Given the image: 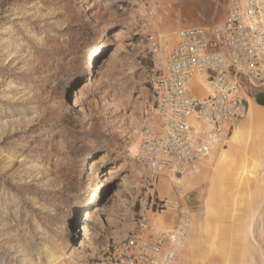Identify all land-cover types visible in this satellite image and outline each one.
I'll return each instance as SVG.
<instances>
[{
  "label": "rangeland",
  "instance_id": "1",
  "mask_svg": "<svg viewBox=\"0 0 264 264\" xmlns=\"http://www.w3.org/2000/svg\"><path fill=\"white\" fill-rule=\"evenodd\" d=\"M226 5L0 0V264L107 263L105 247L132 230L143 189L144 166L134 158L141 129L161 122L146 83L149 34L212 26ZM261 83L264 70L254 84L241 83L239 96ZM246 103L233 127L241 143L224 161L227 139L210 147L190 180L159 175L156 190L182 187L192 212L175 264H264V107ZM83 209L91 212L90 233L76 247Z\"/></svg>",
  "mask_w": 264,
  "mask_h": 264
},
{
  "label": "built area",
  "instance_id": "2",
  "mask_svg": "<svg viewBox=\"0 0 264 264\" xmlns=\"http://www.w3.org/2000/svg\"><path fill=\"white\" fill-rule=\"evenodd\" d=\"M148 41L154 63L146 83L161 122L141 129L134 158L144 166V185L133 228L105 247L106 264L176 262L192 212L180 192L174 198L157 193L158 176L181 174L213 143L224 142L245 114L238 87L254 84L264 70V0H227L218 23L151 33Z\"/></svg>",
  "mask_w": 264,
  "mask_h": 264
},
{
  "label": "bare ground",
  "instance_id": "3",
  "mask_svg": "<svg viewBox=\"0 0 264 264\" xmlns=\"http://www.w3.org/2000/svg\"><path fill=\"white\" fill-rule=\"evenodd\" d=\"M81 83H82L81 86H78V88H80V89L85 88L87 83H85V82H81ZM200 94H203V92H200ZM248 115L250 118H254L255 116H257V114L255 113V110L252 108L249 109ZM241 139H242V131H241V129L236 127L233 130L232 134H230L227 138L229 149L228 150L226 149L221 153L220 161H224L227 158L228 154H230L232 151H234V149L236 147H238V145L241 143ZM216 143L217 142L213 143L211 145V148H214ZM207 160H208V157H206V155L203 156L200 160L196 161L191 166L187 167L183 171V174L181 177H175V176H173L175 174L170 173L171 179H173L177 183H181L182 181H185L186 179L193 177L196 173L201 172V168L203 167V164ZM202 213L203 214H202V221H201V229L204 231H207L209 229V226H210V220H211V215H212L211 196H209V195L205 198ZM90 217H91V212L88 209H83L79 213V221H78L79 238L75 242L76 247L81 246L89 238L90 230H89V226L87 224V221L90 219ZM189 233H190V230H188L187 235H185V237L183 238V240L181 242V250L185 244L186 239L188 238ZM181 250L179 251L178 257L180 255ZM178 257H177V259H178Z\"/></svg>",
  "mask_w": 264,
  "mask_h": 264
},
{
  "label": "crops",
  "instance_id": "4",
  "mask_svg": "<svg viewBox=\"0 0 264 264\" xmlns=\"http://www.w3.org/2000/svg\"><path fill=\"white\" fill-rule=\"evenodd\" d=\"M227 6V5H226ZM226 10V9H225ZM225 13V12H224ZM218 23V22H217ZM190 26H195V25H190ZM201 26H204V25H201ZM183 27H187V26H183ZM180 28H182V27H180ZM165 33H167V32H165ZM245 88H246V86H244ZM254 87L255 88H252V87H250V86H248L247 88H246V93H245V97H243V99L246 101V102H248V98H251L252 99V101H253V105L254 106H260V107H264V83H261L260 85H254ZM247 109H248V106H247ZM247 109H246V111H247ZM249 111V110H248ZM246 113V112H245ZM237 123V122H236ZM236 123H234V125L236 124ZM158 124H160V123H158ZM234 125L232 126V130H233V127H234ZM240 129V128H239ZM232 132V131H231ZM231 134V133H230ZM219 144H221V143H219ZM210 151H211V149H210ZM183 173V172H182ZM182 173L181 174H179V175H173V176H175V177H181L182 176ZM163 174V173H162ZM169 177H171V174L169 175ZM159 179H160V176H158V180H157V183H159ZM190 180V179H189ZM186 181H188V180H186ZM182 182H185V181H182ZM176 184H178L177 182H176ZM177 192H180L181 194H182V200H183V202H185L188 206H189V199H188V197H187V195H186V193H185V190L182 188V187H180V186H178V185H174L173 186V188H172V190H171V192H169V194H163V195H161L160 193H159V191L157 190V193L159 194V195H161V196H166V197H170V198H174V197H176L177 196ZM190 207V206H189Z\"/></svg>",
  "mask_w": 264,
  "mask_h": 264
},
{
  "label": "trees",
  "instance_id": "5",
  "mask_svg": "<svg viewBox=\"0 0 264 264\" xmlns=\"http://www.w3.org/2000/svg\"><path fill=\"white\" fill-rule=\"evenodd\" d=\"M79 221V215H78V217H77V222Z\"/></svg>",
  "mask_w": 264,
  "mask_h": 264
}]
</instances>
